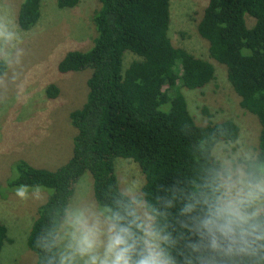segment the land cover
Here are the masks:
<instances>
[{
  "label": "trees",
  "instance_id": "trees-1",
  "mask_svg": "<svg viewBox=\"0 0 264 264\" xmlns=\"http://www.w3.org/2000/svg\"><path fill=\"white\" fill-rule=\"evenodd\" d=\"M42 1H22L20 29L28 31L38 24ZM80 1L55 0L59 9L74 8ZM99 2L93 16V45L86 51H69L58 64L64 74L91 70L86 101L69 115L77 129L71 158L54 171L18 160L15 175L7 182L10 189L50 193L37 210L27 240L37 255L36 264H41L43 255L37 241L50 215L72 199L86 172L92 175L97 204H106L121 191L115 159H131L146 180L141 190L145 200L159 206V198L175 181L198 170L201 161L195 149L202 141L207 140L215 151L219 144L236 142L240 135L232 119L202 126L191 113L183 89L201 90L216 73L211 62L173 45L171 0ZM246 16L255 21L251 27ZM198 33L209 43L210 57L227 67L241 107L258 118L257 152L264 154V0H208ZM127 54L135 56L128 64ZM5 71L0 60V77ZM58 93L54 84L47 89L49 98L55 99ZM204 113L209 114L207 109ZM7 242L12 240L0 223V255Z\"/></svg>",
  "mask_w": 264,
  "mask_h": 264
},
{
  "label": "rangeland",
  "instance_id": "rangeland-1",
  "mask_svg": "<svg viewBox=\"0 0 264 264\" xmlns=\"http://www.w3.org/2000/svg\"><path fill=\"white\" fill-rule=\"evenodd\" d=\"M22 1L0 0V24L7 25L17 36L10 44L0 41V60L6 65L5 74L0 77V223L7 227L12 240L5 244L0 264L37 262L27 240L37 210L50 193L10 189L7 182L14 177L13 166L18 160L54 171L71 158L77 129L69 115L86 101L91 70L64 74L59 72L58 64L69 51H86L93 45V16L100 8L99 0H81L71 9H59L55 0H43L38 24L24 31L18 25ZM207 5L208 0H171L169 35L173 45L211 62L216 73L205 88H184L183 92L199 125L231 119L239 125L238 140L219 144L215 152L257 151L261 124L241 107V98L228 80L227 67L210 57L209 43L198 33ZM246 17L251 27L255 21ZM5 55L9 57L7 61ZM133 59L134 55L127 54L125 63ZM51 84L59 89L55 99L47 95ZM115 170L121 191L132 186L142 190L146 180L138 163L119 157L115 159ZM80 197L97 204L89 172L76 184L72 199Z\"/></svg>",
  "mask_w": 264,
  "mask_h": 264
},
{
  "label": "clouds",
  "instance_id": "clouds-1",
  "mask_svg": "<svg viewBox=\"0 0 264 264\" xmlns=\"http://www.w3.org/2000/svg\"><path fill=\"white\" fill-rule=\"evenodd\" d=\"M16 39L0 24V41ZM195 151L198 170L159 206L132 186L106 204L80 197L55 209L37 241L41 264H264V154L217 153L207 140Z\"/></svg>",
  "mask_w": 264,
  "mask_h": 264
}]
</instances>
